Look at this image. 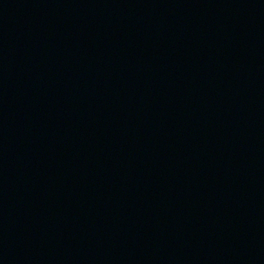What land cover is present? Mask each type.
Instances as JSON below:
<instances>
[{"label": "water", "instance_id": "1", "mask_svg": "<svg viewBox=\"0 0 264 264\" xmlns=\"http://www.w3.org/2000/svg\"><path fill=\"white\" fill-rule=\"evenodd\" d=\"M0 264H264V0H0Z\"/></svg>", "mask_w": 264, "mask_h": 264}]
</instances>
